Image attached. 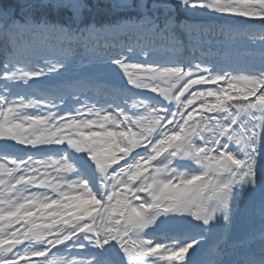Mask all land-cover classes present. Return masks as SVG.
<instances>
[{
    "label": "snow or ice",
    "instance_id": "snow-or-ice-1",
    "mask_svg": "<svg viewBox=\"0 0 264 264\" xmlns=\"http://www.w3.org/2000/svg\"><path fill=\"white\" fill-rule=\"evenodd\" d=\"M0 264H264V0H0Z\"/></svg>",
    "mask_w": 264,
    "mask_h": 264
},
{
    "label": "rangeland",
    "instance_id": "rangeland-1",
    "mask_svg": "<svg viewBox=\"0 0 264 264\" xmlns=\"http://www.w3.org/2000/svg\"><path fill=\"white\" fill-rule=\"evenodd\" d=\"M256 28H257V30H259V25H257ZM251 54H254V55H256V56L258 57V56H259V51L256 50L254 53H251ZM58 255H63V254H58ZM78 258H79V257H77V259H78Z\"/></svg>",
    "mask_w": 264,
    "mask_h": 264
}]
</instances>
